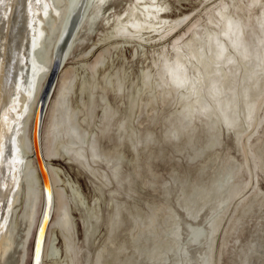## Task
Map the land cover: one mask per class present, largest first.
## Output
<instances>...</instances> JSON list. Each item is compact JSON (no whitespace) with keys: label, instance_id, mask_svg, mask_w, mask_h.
<instances>
[{"label":"rangeland","instance_id":"374dc122","mask_svg":"<svg viewBox=\"0 0 264 264\" xmlns=\"http://www.w3.org/2000/svg\"><path fill=\"white\" fill-rule=\"evenodd\" d=\"M75 38L39 129L42 151L69 77L68 123L56 157L42 155L85 205L65 188L61 230L55 199L53 263L264 264V0H95ZM30 159L38 180L22 169L16 196L5 191L12 250L0 264L33 261L43 194Z\"/></svg>","mask_w":264,"mask_h":264},{"label":"bare ground","instance_id":"6f19581e","mask_svg":"<svg viewBox=\"0 0 264 264\" xmlns=\"http://www.w3.org/2000/svg\"><path fill=\"white\" fill-rule=\"evenodd\" d=\"M94 1L0 0V259H5L12 250V239L3 235V230L8 207L14 201L12 196L15 197L17 194L15 192L18 174L24 169L28 172L27 181L38 180L37 172L35 170L30 172V166L34 161L30 159L31 157L36 161L43 194V210L38 221L32 264L43 262L45 264L47 251L45 245L56 198L59 202L57 210L58 212L62 210L59 212L57 224L62 229L64 227L69 229L68 226L72 224L66 210L67 201L65 190L61 186L60 173L54 166L49 168L47 161L56 157L57 136L60 134L62 124L68 123L69 110L65 105V99L70 90L69 77L63 82L58 98L53 103L55 108L45 140L46 146L44 149L42 147V151L39 148L38 155L35 150L40 141L38 133L44 98H47L54 71L69 55L79 24ZM50 22H53V26H50L52 30L48 26ZM54 53L59 56L56 63H52ZM31 112L33 120L29 133L28 117ZM70 150L77 151L69 148L68 151ZM43 153L46 160H43ZM12 184H14L12 196L5 197V191ZM40 193L35 192L31 228L34 226L37 208L40 205ZM203 233V235L199 232L192 233V243L201 244L206 235L204 230Z\"/></svg>","mask_w":264,"mask_h":264},{"label":"flooded vegetation","instance_id":"af4514ba","mask_svg":"<svg viewBox=\"0 0 264 264\" xmlns=\"http://www.w3.org/2000/svg\"><path fill=\"white\" fill-rule=\"evenodd\" d=\"M63 2H64V0H63ZM50 166H53V165L51 163H49V168H50ZM57 169H58L59 173L62 175V170L59 169V168H57ZM61 184H63L64 190H65V188L66 189L67 188H70V190L72 192V195L76 199V201L78 200V202H80L83 205H85L83 194L81 193L80 189L73 182L67 181V180H65L63 178V181H62ZM55 195H56V189H55ZM65 199H66V195H65ZM66 201H67V199H66ZM68 228H71V225L68 226ZM60 229L63 230L62 228H60ZM196 232H199L201 235L204 234L203 231H200L198 229L192 228V233H196ZM68 233L70 234V230H67V234ZM57 239L58 238H57L56 235L53 236L52 241L50 242V244L47 245L46 257H45V264H48L50 262L53 263L55 260H57L59 257H61L60 256L61 255V252H60L59 248L57 247ZM201 243H202V241H201ZM194 244L197 245L196 243H194ZM53 264H55V263H53Z\"/></svg>","mask_w":264,"mask_h":264},{"label":"water","instance_id":"95a60500","mask_svg":"<svg viewBox=\"0 0 264 264\" xmlns=\"http://www.w3.org/2000/svg\"><path fill=\"white\" fill-rule=\"evenodd\" d=\"M54 74H55V71H54ZM54 74H53V76H54ZM38 140H40L39 139V133H38ZM39 148H40V141H39V146L36 148V150H35V153H37V155H38V152H39ZM40 154V153H39ZM37 155H36V158H37ZM41 155V154H40Z\"/></svg>","mask_w":264,"mask_h":264}]
</instances>
